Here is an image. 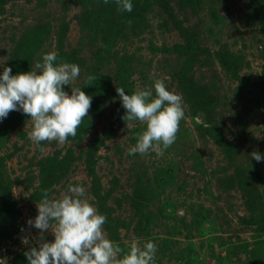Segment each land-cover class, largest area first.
Here are the masks:
<instances>
[{
    "label": "rangeland",
    "instance_id": "obj_1",
    "mask_svg": "<svg viewBox=\"0 0 264 264\" xmlns=\"http://www.w3.org/2000/svg\"><path fill=\"white\" fill-rule=\"evenodd\" d=\"M131 2L129 13L115 0H0V75L55 52L92 98L63 145L34 144L22 111L0 120V258L29 264L25 252L54 241L28 220L44 190L73 184L108 239L154 242V264H264V0ZM156 79L182 95L185 118L163 155H129L145 125L122 119L116 87L155 95Z\"/></svg>",
    "mask_w": 264,
    "mask_h": 264
},
{
    "label": "clouds",
    "instance_id": "obj_2",
    "mask_svg": "<svg viewBox=\"0 0 264 264\" xmlns=\"http://www.w3.org/2000/svg\"><path fill=\"white\" fill-rule=\"evenodd\" d=\"M103 2L107 4L109 0ZM115 3L118 11L133 10L131 0ZM56 59V53L49 52L42 62H36L35 69L39 71L12 75V69L5 67L0 75V120L11 111H22L32 123L28 138L37 146L44 141L63 145L69 137H75L91 107L90 96L79 87H70L80 75L79 66L67 62L57 65ZM94 79L89 76L87 85ZM65 85L71 88L70 95L62 87ZM153 88L155 95L151 89H137L129 95L116 87L126 110L122 119L126 124L139 121L145 125V130L137 133L129 155H146L150 150L163 155L176 141L180 122L185 118L182 95L169 91L162 79H156ZM195 120L203 123L200 116ZM251 156L257 162L262 160L256 151ZM85 191L82 185L69 184L58 198H49L47 190L42 192L37 203L38 215L34 221L29 219L28 224L41 232L51 230L54 241L42 242L38 248L25 252L29 264H154V242L147 241L141 247L132 239L125 251L106 237L103 225L107 218L84 198ZM22 243L27 244L28 239H22ZM0 264H7V258H0Z\"/></svg>",
    "mask_w": 264,
    "mask_h": 264
}]
</instances>
